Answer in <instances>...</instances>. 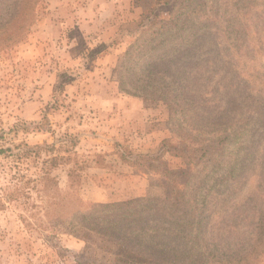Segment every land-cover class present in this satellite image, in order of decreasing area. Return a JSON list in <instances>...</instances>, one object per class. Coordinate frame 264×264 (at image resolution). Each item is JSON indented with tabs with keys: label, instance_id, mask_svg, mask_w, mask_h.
I'll return each mask as SVG.
<instances>
[{
	"label": "rangeland",
	"instance_id": "374dc122",
	"mask_svg": "<svg viewBox=\"0 0 264 264\" xmlns=\"http://www.w3.org/2000/svg\"><path fill=\"white\" fill-rule=\"evenodd\" d=\"M30 3L0 49V264H162L72 220L76 198L135 202L137 238L182 264H264V0Z\"/></svg>",
	"mask_w": 264,
	"mask_h": 264
},
{
	"label": "trees",
	"instance_id": "16d2710c",
	"mask_svg": "<svg viewBox=\"0 0 264 264\" xmlns=\"http://www.w3.org/2000/svg\"><path fill=\"white\" fill-rule=\"evenodd\" d=\"M37 0H17V4L15 7V12L11 18H7V20H4L0 24V49H3L5 47L9 46V43L14 42L11 41L12 39L20 40L26 36L28 31L30 30V27L33 22V18L31 16L25 17V15H21V11L27 9L23 7L24 2H34L27 5H31V7L36 4ZM30 15V14H29ZM13 23L16 25L11 30H17L16 33L9 34L7 29L10 28L11 25L13 26ZM11 41V42H9ZM38 150H42V148H38ZM36 155L39 154V151L35 152ZM59 161L58 158H53V160L50 162L51 167H55L57 162ZM127 162L128 160H125L124 162ZM125 162V163H126ZM129 165L130 163L127 162ZM131 165V164H130ZM48 168H42V174L40 178V183H42L41 189L33 188L35 191L39 192L40 196L38 198L44 199L48 198L49 200H53L54 202L50 203L48 206V212L44 213V216L49 215H55L56 211H61V208L67 203V199L61 198L58 192L55 190L56 188L53 187L52 184L53 180L48 177L47 173ZM52 184V185H51ZM30 184H28V187ZM29 191L24 190H18L16 194L9 196L10 199H22L25 197L27 200L30 199ZM42 194V195H41ZM79 199L76 198L74 200V208H73V216L71 217L72 220H78L77 223H84V226L90 230H94L95 232H102L107 234L108 236L115 239L117 242L121 243L123 246L127 247L129 251H131L133 254H130L134 259H140L143 260L144 258L150 257L151 261H160L162 264H182L184 263L182 260V257L185 255V253L180 252L177 249L168 248L165 244H156L159 245L158 249L153 248L151 245L146 243L144 240H139L137 238L135 228H134V221L138 220L140 221L141 218L136 215V213H131L133 208L137 207L135 202H129L126 205H120V204H114V205H102L99 207L94 206L91 210H89L86 213H80V210L82 209V205L79 203ZM142 202V201H137ZM157 204H160L158 207L159 213L162 215L163 212H167L168 209L166 207H163L162 204L167 205V201L157 200ZM29 205V203H28ZM55 207V210L53 212H49L50 207ZM169 206V204H168ZM34 206L30 207L33 208ZM123 207H127L128 210H130L129 215L126 214H118V211H121ZM101 208L102 212L98 209ZM110 211H116V213L102 216L101 213L104 212H110ZM177 212V211H175ZM174 215V214H173ZM79 217V218H78ZM129 218V219H128ZM174 221L176 222V226L172 228H163V222L161 229L163 232H166L168 235L166 236H179L182 232L180 229V224L182 222V218L180 216L174 217ZM90 221V222H89ZM170 225V224H169ZM144 226L146 227L147 224L145 223ZM171 226V225H170ZM143 227V228H145ZM174 229H176L174 231ZM142 232V231H140ZM131 258V259H133ZM145 260V259H144ZM182 261V262H181Z\"/></svg>",
	"mask_w": 264,
	"mask_h": 264
},
{
	"label": "crops",
	"instance_id": "0c3cea01",
	"mask_svg": "<svg viewBox=\"0 0 264 264\" xmlns=\"http://www.w3.org/2000/svg\"><path fill=\"white\" fill-rule=\"evenodd\" d=\"M110 59V57H108ZM106 61V60H105Z\"/></svg>",
	"mask_w": 264,
	"mask_h": 264
}]
</instances>
